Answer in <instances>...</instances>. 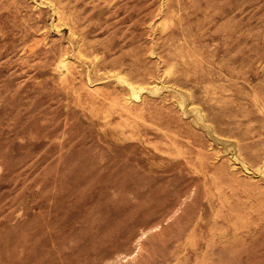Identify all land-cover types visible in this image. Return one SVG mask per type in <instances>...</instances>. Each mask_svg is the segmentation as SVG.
Wrapping results in <instances>:
<instances>
[{"label":"rangeland","instance_id":"obj_1","mask_svg":"<svg viewBox=\"0 0 264 264\" xmlns=\"http://www.w3.org/2000/svg\"><path fill=\"white\" fill-rule=\"evenodd\" d=\"M120 165L176 205L76 260L56 208ZM43 254L264 264V0H0V264Z\"/></svg>","mask_w":264,"mask_h":264},{"label":"bare ground","instance_id":"obj_2","mask_svg":"<svg viewBox=\"0 0 264 264\" xmlns=\"http://www.w3.org/2000/svg\"><path fill=\"white\" fill-rule=\"evenodd\" d=\"M120 166L117 175L94 177L87 193L66 198L56 208L64 222L63 231L58 229L56 240H66V243L73 241L74 247L68 243L67 246L73 247L72 254L76 260L81 259L82 255L83 260L88 261L89 251L102 247L105 243L112 246L118 243L116 248L130 252L133 243L140 238L141 231L145 233L162 224L176 205V201H165L163 183L145 176L132 166ZM95 186L97 187L94 188ZM128 192L133 195V199L128 196ZM106 227L109 230L102 233ZM77 228L87 233V239L76 238ZM140 247L144 248V244ZM116 248H111L106 254L109 255ZM44 254L39 257L38 264H48V260H45L49 257H46L48 253ZM51 258L53 256L49 260Z\"/></svg>","mask_w":264,"mask_h":264}]
</instances>
